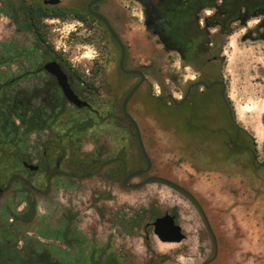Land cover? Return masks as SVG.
Masks as SVG:
<instances>
[{
	"label": "rangeland",
	"instance_id": "obj_1",
	"mask_svg": "<svg viewBox=\"0 0 264 264\" xmlns=\"http://www.w3.org/2000/svg\"><path fill=\"white\" fill-rule=\"evenodd\" d=\"M24 1L0 0V52L11 37L17 36L7 26V12L14 14ZM86 1L62 0L61 3L75 5ZM118 3L119 0H111L102 4L101 8L106 11ZM216 3L219 7L222 4L220 0ZM135 13L138 19L137 43L136 48H130V52L136 58L137 69L144 70L152 77L151 93L154 96L171 94L178 99L186 81L196 77V69L190 68L177 55L170 54L168 49L157 44L143 26V15L137 5ZM207 14L208 11L201 14V19L204 20ZM215 21L213 17L207 19L211 43L216 42L211 34L214 25H217ZM62 25L60 44L65 43L69 34L74 32L71 23ZM229 29L230 35L222 38L218 44L221 51L217 56L222 59L220 66L234 121L244 130L243 139L238 144L248 147L256 155L257 161L262 162L264 10L255 9L253 16L247 19L240 15L232 21ZM86 36L84 31L76 35L82 39ZM73 46L75 48L70 49L71 64L81 66V69L92 66L101 53L95 44L87 46L75 41ZM141 65L148 68L141 69ZM97 81L98 78L96 84ZM119 81V86L114 82L106 85L110 90L90 101L100 113L99 126L78 133L77 125L71 127L70 121L67 125L71 124L69 131L61 136L65 143H73L75 156L91 153L94 147L109 153L121 149V155L127 159L128 171H134L140 163L139 157L136 158L135 138L127 119L121 118L113 107L115 101L119 105L122 103L133 83L122 79ZM215 92V89L209 91L203 115L209 124L218 123L229 131L232 127ZM126 111L140 130L144 148L153 163L151 174L182 186L204 212L217 242V257L210 264H264V166L253 165L251 155L246 150L232 147L227 142L225 131L189 134L180 120L187 117L190 110L186 106L167 107L163 102L149 98L145 85L130 98ZM23 138L26 140L28 136ZM31 140L27 146L31 145ZM17 148V144L9 147L2 141L0 143V185H5L6 174L13 172L12 164L7 162L8 158L12 160V152ZM63 165H66V160ZM2 170L5 177L1 175ZM30 182L37 187L40 178L33 175ZM108 184L97 179L84 181L82 189L74 196L72 215L66 196L61 192L43 210L51 229L66 225V220L69 226L72 221L71 228L83 238L84 245H80L83 256L69 261L65 259L66 263L95 264L99 260L101 264H203L212 257L214 249L210 233L197 206L189 198L154 182L132 192L111 191ZM15 189L16 184L8 187L0 199V208L8 212L9 218L13 212L16 213L18 216L14 218L21 221L26 217L22 215L25 203ZM30 198L38 204L43 200L33 193ZM44 199L52 201L53 196ZM165 213L175 216L185 235V239L176 243L175 250L162 246L164 243L153 234L154 219Z\"/></svg>",
	"mask_w": 264,
	"mask_h": 264
},
{
	"label": "flooded vegetation",
	"instance_id": "obj_2",
	"mask_svg": "<svg viewBox=\"0 0 264 264\" xmlns=\"http://www.w3.org/2000/svg\"><path fill=\"white\" fill-rule=\"evenodd\" d=\"M48 1L26 0L14 14L7 12V26L17 36L11 37L0 52V135L2 144L9 147L17 144L18 148L13 150L12 160L8 158L7 163L12 164L13 172L6 174L5 185H0V199L6 194L8 187L16 184L15 193L24 199L22 215L26 217L20 221L14 218L18 215L13 212L9 218L8 212L0 208V264H68L65 259L69 261L83 256L80 248V245H84L83 238L71 228L72 221L69 226L66 220V225L51 229L43 210L61 192L66 196L67 207L72 215L75 208L74 196L82 189L86 180L97 179L103 183L107 181L108 188L118 192L136 191L154 182L182 194L178 188L158 180L165 179L185 190L170 179L151 174L153 163L147 150L145 151L151 162L150 170L126 180L130 173L146 167L136 134L127 120L136 142V158L140 159L138 169L134 171H128L127 159L121 155V149L109 153L94 147L91 153L75 156L73 143L67 144L62 139L61 134L70 129L68 127L71 124L67 126L70 121L71 127L77 125L78 133H85L100 125V113L90 101L110 90L106 85L114 82L119 86V80L122 79L133 83L131 89L140 81V76L125 74L120 70L119 45L109 34L105 24L97 20L91 12L101 15L121 41L124 48L123 70H138L142 73L144 80L140 87L146 86L149 98L163 102L167 107L186 106L190 110V114L180 120L189 134L225 131L227 142L232 147L234 143L235 148L246 150L251 159L255 155L242 143L238 144L243 139L244 130L234 121L233 109L226 94L225 77L220 66L222 59L215 51L217 47L211 41L203 43L204 37H210L208 17L216 19L214 24L218 25H214L215 28L211 30L212 36L221 29L218 15H224L228 9L223 4L225 0H220V3L224 1L220 7L217 0H119L116 6L106 11L101 6L111 0L96 3L90 6V10L87 5L92 0L75 5L63 4L62 0L58 4H49ZM136 5L140 7L143 15V26L156 39L157 44L168 49L170 54L177 55L190 68L196 69V77L186 81L178 99L171 94L154 96L151 93L152 77L144 70L137 69L136 58L130 52V48H136L137 43ZM207 11L209 14L202 20L201 14ZM64 23H71L74 32L69 34L65 43L60 44L61 26ZM81 31L87 33L83 39L76 37ZM75 41L87 46L95 44L101 50L98 59L87 69L71 64L70 49L75 48ZM50 63L57 65L69 89L79 101L85 103L84 106L77 107L65 98L56 75L51 71L52 67L48 65ZM150 64L153 65L152 62ZM140 68L147 69L148 66L141 65ZM200 82L212 86L205 88L199 85ZM212 89H215V94L225 109L232 127L229 131L218 123L209 124L203 115L205 101ZM169 95L178 102L183 100V103L174 104ZM121 105L122 103L119 105L116 101L113 103L122 118L125 116ZM111 107L110 105V109ZM70 117H75L76 120L69 119ZM25 136L28 139L24 140ZM29 139H32L31 145L27 146ZM65 160L66 165H63ZM252 164L258 165V161L252 159ZM1 175L5 177L3 170ZM33 175L40 178L37 187L30 182ZM150 177L156 179L136 189L130 187ZM135 179L137 181L134 182ZM32 193L43 200L38 204L30 198ZM47 196H53V200L46 201L44 198Z\"/></svg>",
	"mask_w": 264,
	"mask_h": 264
},
{
	"label": "water",
	"instance_id": "obj_3",
	"mask_svg": "<svg viewBox=\"0 0 264 264\" xmlns=\"http://www.w3.org/2000/svg\"><path fill=\"white\" fill-rule=\"evenodd\" d=\"M106 0H92L88 5L87 8L90 10V6L99 3V2H103ZM60 2V0H49L48 3L49 4H58ZM91 12V11H90ZM91 14L99 21L103 22L107 28V30L109 31V34L113 37V39L115 40V42L119 45V49L121 51V58L119 61V68L120 70L123 71V73L125 74H136L138 76H140V81L138 83H136L126 94V96L124 97L123 101H122V105H121V110L123 115L125 116V118L127 119L128 123L132 126L135 134H136V138H137V142H138V146L141 152V155L143 156V158L145 159L146 162V167L144 169H140V170H136L132 173H130L127 177L126 180L131 179V178H135L138 177L146 172H148L151 168V162L150 159L145 151L142 139H141V134H140V130L138 128L137 123L133 120V118H131L127 111H126V105L128 103V101L130 100V98L133 96V94L137 91V89L140 87V85L142 84L144 77L142 75V73L138 70H130V71H125L123 70V59H124V48L123 45L121 43V41L118 39V37L114 34V32L112 31L111 27L109 26V24L107 23V21L99 14L97 13H93L91 12ZM50 67H52V73H54L58 79V83L59 86L61 87L65 98L70 102L73 103L75 106L77 107H81L84 106L85 103L79 101L76 96L72 93V91L69 89L66 81H65V77L62 75V73L59 71V68L57 67V65L55 63H50L48 64ZM199 85L205 87V88H209L212 86V84L209 85H205L204 82H200ZM169 98L172 99V101L174 102V104L176 105H180L183 103V100L181 101H176L174 98H172L171 95L168 96ZM233 146H235V144L233 143ZM253 161H257V157L255 155H253ZM258 165L260 167L264 166V159L262 160V162H258ZM156 179L155 177H150L147 180H145L144 182L140 183V184H134L131 185V188H139L142 184L148 183L152 180ZM161 182H164L168 185L174 186L176 188H178L181 192L183 196H186L187 198H189L198 208L202 219L210 233V237L213 243V255L212 257L203 262V264H210L213 260L216 259L217 257V242L215 239L214 234L211 231L209 222L204 214V212L202 211L201 207L199 206V204L197 203V201L194 199V197L188 193L187 191L183 190L182 188L178 187L177 185L171 183L170 181H167L165 179H158ZM152 227H153V234L162 242V243H179L181 242L183 239H185V235L182 232L181 227L176 223L175 221V216L169 214V213H165L157 218L154 219L153 223H152Z\"/></svg>",
	"mask_w": 264,
	"mask_h": 264
},
{
	"label": "trees",
	"instance_id": "obj_4",
	"mask_svg": "<svg viewBox=\"0 0 264 264\" xmlns=\"http://www.w3.org/2000/svg\"><path fill=\"white\" fill-rule=\"evenodd\" d=\"M225 6H227V10L224 15H218V21L221 25V29L218 33L213 36L216 40L214 43L217 48H215L216 54L221 51V47L218 46L222 38L230 35V24L233 20L237 19L240 15L245 17L246 19L253 16L255 9L264 10V0H228L224 2ZM203 43L206 41H211L209 37H204ZM188 49V48H187ZM96 71V70H95ZM97 72V71H96ZM250 140L253 141V138L250 137ZM155 215H153L154 217ZM162 246L169 247L170 249H174L177 247V244H162ZM175 250V249H174ZM95 264H101L98 260L94 262ZM110 264V263H109ZM114 264V263H112Z\"/></svg>",
	"mask_w": 264,
	"mask_h": 264
},
{
	"label": "bare ground",
	"instance_id": "obj_5",
	"mask_svg": "<svg viewBox=\"0 0 264 264\" xmlns=\"http://www.w3.org/2000/svg\"><path fill=\"white\" fill-rule=\"evenodd\" d=\"M164 244H176V243H164Z\"/></svg>",
	"mask_w": 264,
	"mask_h": 264
}]
</instances>
